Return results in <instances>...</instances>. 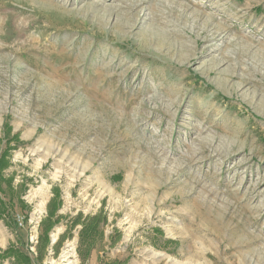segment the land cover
<instances>
[{
  "label": "rangeland",
  "instance_id": "rangeland-1",
  "mask_svg": "<svg viewBox=\"0 0 264 264\" xmlns=\"http://www.w3.org/2000/svg\"><path fill=\"white\" fill-rule=\"evenodd\" d=\"M3 152L32 264H264V0H0Z\"/></svg>",
  "mask_w": 264,
  "mask_h": 264
},
{
  "label": "trees",
  "instance_id": "trees-1",
  "mask_svg": "<svg viewBox=\"0 0 264 264\" xmlns=\"http://www.w3.org/2000/svg\"><path fill=\"white\" fill-rule=\"evenodd\" d=\"M6 152H3L1 155H0V173H1V170H3L4 168H6V165H7V162H6ZM1 175V174H0ZM2 180V177H0V181ZM50 206L52 205V201L49 202ZM0 218H1V215H0ZM91 220H94V219H91ZM90 223V222H89ZM89 223H83V228L81 230L82 232V236L84 238L86 237H90V235L93 233V232H96V223L93 222V226L92 224H89ZM16 226L18 227V224L16 222ZM48 228V227H47ZM44 236L46 237V244H49L51 242V239H50V236L47 232V229L46 227L44 228L43 230V234L41 236V238L43 239ZM3 252L6 254V255H10V254H19V259L21 261H23L22 263H25V264H32L30 258L28 256H23V254H21L18 250H16V248H14V246H9L7 247L5 250H3Z\"/></svg>",
  "mask_w": 264,
  "mask_h": 264
},
{
  "label": "crops",
  "instance_id": "crops-1",
  "mask_svg": "<svg viewBox=\"0 0 264 264\" xmlns=\"http://www.w3.org/2000/svg\"><path fill=\"white\" fill-rule=\"evenodd\" d=\"M11 240L13 241V237H11V235L9 236V233L5 229L0 228V241H2L0 243L1 248L6 249L8 245L10 244Z\"/></svg>",
  "mask_w": 264,
  "mask_h": 264
},
{
  "label": "bare ground",
  "instance_id": "bare-ground-1",
  "mask_svg": "<svg viewBox=\"0 0 264 264\" xmlns=\"http://www.w3.org/2000/svg\"><path fill=\"white\" fill-rule=\"evenodd\" d=\"M40 207V209H43L44 203L38 205Z\"/></svg>",
  "mask_w": 264,
  "mask_h": 264
},
{
  "label": "built area",
  "instance_id": "built-area-1",
  "mask_svg": "<svg viewBox=\"0 0 264 264\" xmlns=\"http://www.w3.org/2000/svg\"><path fill=\"white\" fill-rule=\"evenodd\" d=\"M34 249V248H33Z\"/></svg>",
  "mask_w": 264,
  "mask_h": 264
}]
</instances>
